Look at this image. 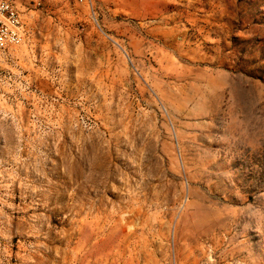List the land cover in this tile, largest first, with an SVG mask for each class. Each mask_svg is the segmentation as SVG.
Segmentation results:
<instances>
[{"label":"rangeland","instance_id":"1","mask_svg":"<svg viewBox=\"0 0 264 264\" xmlns=\"http://www.w3.org/2000/svg\"><path fill=\"white\" fill-rule=\"evenodd\" d=\"M19 7L0 264H264V0Z\"/></svg>","mask_w":264,"mask_h":264},{"label":"built area","instance_id":"2","mask_svg":"<svg viewBox=\"0 0 264 264\" xmlns=\"http://www.w3.org/2000/svg\"><path fill=\"white\" fill-rule=\"evenodd\" d=\"M19 2L0 0V51L17 48L29 37Z\"/></svg>","mask_w":264,"mask_h":264}]
</instances>
